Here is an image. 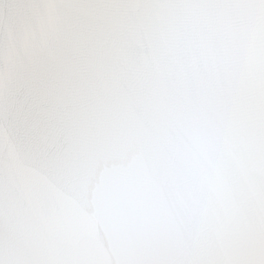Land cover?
Wrapping results in <instances>:
<instances>
[{"label": "snow or ice", "instance_id": "obj_1", "mask_svg": "<svg viewBox=\"0 0 264 264\" xmlns=\"http://www.w3.org/2000/svg\"><path fill=\"white\" fill-rule=\"evenodd\" d=\"M0 264H264V0H0Z\"/></svg>", "mask_w": 264, "mask_h": 264}]
</instances>
